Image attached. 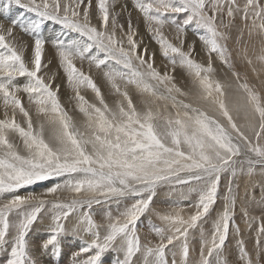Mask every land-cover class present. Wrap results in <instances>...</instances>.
Wrapping results in <instances>:
<instances>
[{"label":"snow or ice","instance_id":"6c2138e0","mask_svg":"<svg viewBox=\"0 0 264 264\" xmlns=\"http://www.w3.org/2000/svg\"><path fill=\"white\" fill-rule=\"evenodd\" d=\"M13 6L35 18L28 23L12 18ZM132 7L135 25L120 0H0L2 264H43L40 256L52 264L65 255L66 264H105L109 254L114 255L108 264H228L230 230L242 235L234 223L236 178L247 176L255 187L259 165L264 193V87L236 70L228 47L233 29L237 45L245 31L259 38L255 63L247 41L236 56L253 73L257 64L264 72V0H132ZM45 22L60 32L51 40L58 65L51 75L45 70L53 61L44 62L49 40L40 32ZM141 22L166 61L163 70L156 64L157 51L137 39ZM166 27L178 43L165 34ZM190 29L206 63L194 58ZM213 56L230 73L228 84L216 78ZM93 69L102 74L111 104ZM59 70L63 85L55 82ZM19 78L25 82L17 83ZM62 86L71 93L72 113L61 102ZM226 89L234 93L231 103ZM82 90H90L93 99ZM133 95L140 98L139 107ZM233 112L243 114V124ZM164 189L179 190L184 199L195 194V202L184 206L187 215L178 205L168 211L153 207ZM247 192L246 187V197ZM112 203L116 214L94 213V206ZM257 203L264 208V194ZM146 215L160 222H150L155 239L142 240L138 231ZM243 216L249 226L255 219L248 208ZM45 219L46 235L39 243L29 240L35 224ZM208 220L212 227L201 228L192 261L190 233ZM259 232L264 235V225ZM65 240L77 242L67 253ZM237 248V264H254L243 240H237Z\"/></svg>","mask_w":264,"mask_h":264},{"label":"rangeland","instance_id":"374dc122","mask_svg":"<svg viewBox=\"0 0 264 264\" xmlns=\"http://www.w3.org/2000/svg\"><path fill=\"white\" fill-rule=\"evenodd\" d=\"M120 2L122 4H126L128 11L132 12V20H133V24L135 25L136 21H137V15L138 14L136 13V11L132 7V0H120ZM116 9H117V11H119L120 10L119 6ZM126 15H127V13H124V15L122 16L123 18L121 17V19L123 20L122 22L125 23V26H126V22H127V16ZM11 16L14 19L22 20L24 23H28L29 21H31L32 19L35 18L34 14L27 13L22 9H17L15 6H13V8L11 10ZM0 20H3V17H0ZM5 23L7 26L8 22L5 21ZM236 23L238 26L241 25V22L239 21V19H237ZM142 27H143V29L141 30L140 28H142ZM167 29H170V31H171V37L169 36V39L173 40L174 43H178L177 41L174 40V36H175L174 30L171 29L170 27H166L164 29L166 35H168L167 32L169 31ZM139 30H140V32L144 31V35L142 37H139L138 39L143 38L144 43H146V44L149 43L151 41V39H150L149 35L147 34L142 22L140 23ZM15 31L17 32V34L20 33L19 28L15 29ZM40 32L45 38H47L49 40V44L46 45V53H45V58H44V62L47 63V61L49 60V57L54 55V53H52V52H54V50L51 49V47H50L51 46V40L54 39L56 36L60 35L59 27L52 24L51 22H45L41 25ZM188 35H189L188 36L189 41H192L194 39L196 40V53L194 55V58L198 62L206 63L207 56L203 50L201 43L194 36L191 29L188 31ZM237 35H238V32L235 29H233V31L231 33V39L228 41V47L230 48V50H232V53H233V60H234V65H235L236 70L239 71L242 75H246L249 82L251 84H254L257 88L264 87V84H262V82H264V72L260 71V66L257 64V72L253 73L251 70V67L248 66L246 63H244L239 58H237V56H236L237 48L239 47L242 49L245 46L244 42L247 41L248 55L253 58V61L255 63V57L260 54V48H261V45L259 43V38H257V37L249 38L247 36V32L245 31V35H244L243 39L241 40V43L239 45H237V43H236ZM24 39L29 40L30 38L24 37ZM151 43H154V42L151 41ZM154 45L156 46V49L151 48V50L157 51L156 64H157V66H159L161 68V70H163V65L166 63V61H164L163 57L159 55L158 45H156L155 43H154ZM185 50H186V48H185ZM29 55H30V53H29ZM213 60H214V67L218 68L217 74L223 75L222 77L216 75V78L217 79L221 78L220 80L222 83L228 84L231 80L230 79L231 78L230 73L227 71V69H225L219 63L218 60L215 59V56H213ZM78 63H79V61H78ZM84 70L86 71V69H84ZM93 71L95 73L96 70L93 69ZM62 75H63V73L61 74V76ZM24 80H25V78H19L17 83L23 84L25 82ZM20 81H22V82H20ZM226 90H228V89H226ZM231 93H233L232 90H230L228 92V94H230V95H231ZM231 96L232 97L229 98L230 103L235 98L234 93ZM138 99L140 101L139 97H138ZM24 103H25V105H27L26 97L24 99ZM0 115H2V113H0ZM233 116H234V119H236V122L238 124L244 123L242 113L237 115L235 112H233ZM222 122L226 124V121L222 120ZM248 179L249 178L247 176H243V177L238 176L235 180V184L239 185V187L236 190L237 204H236V209H235L234 223L240 226V228L242 230V235L237 236L235 234L234 230H230L229 238H228V241L226 243V250L227 251H225V254H224V258L226 260H228V264H237V262L240 260L239 251L237 248V240L238 239L243 240L244 245L247 249L250 248L248 250L250 252L251 258L254 261V264H264V244H263L264 243V235H261L259 232L260 227L262 225H264V220L261 219V214H262V211H264V208H262V206L257 203V201H259L261 199L262 194H264V193H262L261 187L259 186V182L261 180L260 166L259 165L256 166V175L253 178L254 183H255V187H251L248 185ZM225 186H226V178H223L221 181L222 192H223ZM246 187L248 188L247 197H246V193H245ZM30 190L41 191L42 189L40 187L30 186ZM195 200H196L195 194H191L188 196L187 199H184V198H181L179 190H177L176 192L170 193L167 189H164L158 193V196L155 199V203L153 204V207L160 209L162 211H168L173 206L178 205L180 207H184L186 204L194 203ZM219 206L220 205L218 204L217 208H219ZM121 207H123V205H121ZM245 208L249 209L250 217H255V219L250 220V226H249V221H246L244 216H243V212H244ZM109 209L113 212V214H116V204L115 203H112L111 205L104 204V205L94 206V213L100 214V213H102V211H106ZM188 212H189V209L187 207H184V214L187 215ZM212 215L215 216L216 212H213ZM96 218L99 220V215H97ZM150 222L155 223L157 225L160 224V222L158 220H156L155 217L150 216V215L144 216L140 220L139 227H138V231L140 232L142 240L145 238L155 239L154 237L149 235ZM38 223L39 222H37L35 224V226L31 230V233L29 235V240L35 241L36 243H39V241L46 235L47 224L49 223V220L45 219V221L43 223H41V222L39 224ZM71 224H72V221L70 220L68 222V227H71ZM211 227H212L211 220H208L207 222H203L200 227H198L197 229L193 230L190 233L189 243H190L191 248L193 249L192 255L190 256V260L194 261L198 257L199 239H200L199 233H200L201 228H203L206 232H208L211 229ZM243 232H245V233H243ZM64 243L66 245L65 251L67 253L68 249L73 247L74 244L77 242L71 241V240H65ZM228 247L230 248V250ZM112 255H114V254L108 255V257L106 258L105 264H108V259H110ZM234 257H235V259H234ZM39 258L43 261V264H49V257L48 256H40ZM67 260H68V256L65 255V257H63L62 259H59V260L53 259L52 264H66ZM2 261H3V254H0V264H2ZM241 264H242V262H241Z\"/></svg>","mask_w":264,"mask_h":264},{"label":"bare ground","instance_id":"6f19581e","mask_svg":"<svg viewBox=\"0 0 264 264\" xmlns=\"http://www.w3.org/2000/svg\"><path fill=\"white\" fill-rule=\"evenodd\" d=\"M118 8V7H117ZM128 9V8H127ZM117 10V9H116ZM127 16V15H126ZM123 18V17H122ZM125 18V17H124ZM134 19V18H133ZM123 21V20H122ZM141 30L143 29V27L142 28H140ZM167 30H169L168 32H167V34H168V36H170L171 37V31H170V29H167ZM139 32H140V30H139ZM142 33V34H141ZM144 35V31L143 32H140V36L139 37H142ZM189 36V35H188ZM139 37H137V39L139 38ZM26 38V37H25ZM188 39H189V37H188ZM26 40V39H25ZM146 40V39H145ZM148 45H149V50H151V48H153V49H156V46L154 45V43H151V41L149 42V43H147ZM51 47V49H53L52 48V46H50ZM54 50V49H53ZM52 53H54V52H52ZM49 54V53H48ZM54 55H55V53H54ZM54 55L53 56H50L49 57V60L51 59L53 62H52V64L50 65V67L48 68V69H46L45 70V72H46V74L47 75H51L53 72H56L57 70H58V65H57V62L55 61V59H54ZM160 55V54H159ZM44 58H45V56H44ZM80 63V62H79ZM79 63H78V61H77V65L79 66ZM88 64L86 63V61L84 62V65H83V67H84V69H86V71H88ZM169 68H170V66H169ZM218 69V68H217ZM85 71V70H84ZM63 72H62V70H59V74H58V78L56 79V83L57 84H62L63 85V83H64V75H62L61 76V74H62ZM92 74H93V76L97 79V83H98V85L101 87V89H102V91L105 93V96H106V99L108 100V102L111 104L112 103V97H111V95L109 94V92H108V86L105 84V82L103 81V79L101 78L102 77V74H100V73H97L96 71H95V73H94V71H92ZM176 75H177V79L178 80H180L181 79V76H182V70H180V69H177V73H176ZM218 76H223V75H221V74H217ZM226 75V74H225ZM221 79V78H220ZM231 79V78H230ZM23 81V80H22ZM22 81H20V82H22ZM25 81V80H24ZM227 82V81H226ZM226 91H230L229 89L228 90H226ZM82 94H85L86 95V97L89 99V100H92L93 99V95L94 94H92L91 93V91L90 90H87V91H83L82 90ZM59 95H60V98H61V102H62V104H64L65 105V107L70 111V113H72V109L74 108V102L72 103V104H69V102H68V97L71 95V93H70V91L65 87V86H62L61 87V90H60V93H59ZM229 95V98H231L232 96L231 95H233V93H231V95L230 94H228ZM133 99H134V102L135 103H137V106L139 107L140 106V101H139V99H138V97L136 96V95H133ZM233 100V99H232ZM26 102V101H25ZM0 116H2V115H0ZM75 116H76V119H77V122L79 123V121H80V116L78 115V114H75ZM34 119H35V117H33ZM17 119L18 120H20V119H22L21 117H17ZM249 198V197H248ZM256 213V212H255ZM40 223V222H39ZM38 223V224H39ZM198 233V232H197ZM243 233H245V232H243ZM251 244V243H250ZM264 244V243H263ZM229 248V247H228ZM248 249H250V248H248ZM229 250H230V248H229ZM262 250V249H261ZM227 251V250H226ZM234 259H235V257H234ZM253 260V259H252ZM231 261V260H230ZM235 261V260H234Z\"/></svg>","mask_w":264,"mask_h":264}]
</instances>
